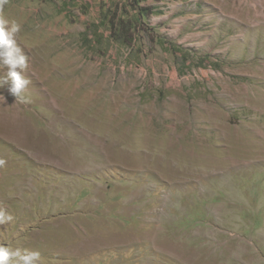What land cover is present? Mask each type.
Listing matches in <instances>:
<instances>
[{
    "label": "rangeland",
    "instance_id": "374dc122",
    "mask_svg": "<svg viewBox=\"0 0 264 264\" xmlns=\"http://www.w3.org/2000/svg\"><path fill=\"white\" fill-rule=\"evenodd\" d=\"M0 15L20 25L31 101L0 87V245L40 264H264V0Z\"/></svg>",
    "mask_w": 264,
    "mask_h": 264
},
{
    "label": "clouds",
    "instance_id": "9594fccd",
    "mask_svg": "<svg viewBox=\"0 0 264 264\" xmlns=\"http://www.w3.org/2000/svg\"><path fill=\"white\" fill-rule=\"evenodd\" d=\"M8 0H0V12ZM7 26V27H6ZM20 31V25L15 20H9L0 15V69L7 68L6 76L0 78V87L9 84V92L21 103L31 101L22 95L29 81L25 79L22 72L27 68V59L21 54V50L16 45L14 36ZM4 161L0 160V165ZM13 220V216L7 214L0 208V224H5ZM41 256L39 252L21 251L19 248L12 249L0 245V264H40Z\"/></svg>",
    "mask_w": 264,
    "mask_h": 264
},
{
    "label": "trees",
    "instance_id": "16d2710c",
    "mask_svg": "<svg viewBox=\"0 0 264 264\" xmlns=\"http://www.w3.org/2000/svg\"><path fill=\"white\" fill-rule=\"evenodd\" d=\"M139 2V1H138ZM139 3L137 4V8L139 10L140 15L142 16H151L154 13V7L152 6H141L139 7ZM129 21L126 19H118L115 17L114 21L110 24V30H111V36L115 34V36L119 37L117 39H120V34L124 33L123 26H125L126 29L130 30L131 25L128 23ZM130 24V25H129ZM133 40V39H132Z\"/></svg>",
    "mask_w": 264,
    "mask_h": 264
}]
</instances>
